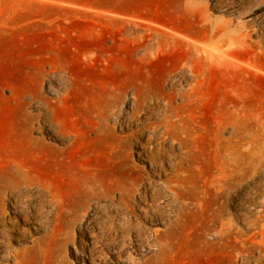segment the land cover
<instances>
[{
    "label": "rangeland",
    "instance_id": "rangeland-1",
    "mask_svg": "<svg viewBox=\"0 0 264 264\" xmlns=\"http://www.w3.org/2000/svg\"><path fill=\"white\" fill-rule=\"evenodd\" d=\"M91 186L138 264L182 207L197 235L157 264H264V3L0 0V264H132L63 219Z\"/></svg>",
    "mask_w": 264,
    "mask_h": 264
},
{
    "label": "bare ground",
    "instance_id": "bare-ground-1",
    "mask_svg": "<svg viewBox=\"0 0 264 264\" xmlns=\"http://www.w3.org/2000/svg\"><path fill=\"white\" fill-rule=\"evenodd\" d=\"M263 3L264 0H253V5L255 6ZM249 7L250 6L245 8V10H247ZM194 48L197 57L199 56L201 50L204 49L203 44L199 41L194 44ZM182 96H183L182 98L185 99L189 98V94L187 93L183 94ZM174 123L175 122L171 120L169 114H167V117L161 121V124H163L166 132L176 131V126H175L176 123L175 124ZM242 151H244L242 152V160H243L246 154L248 153V148L243 147ZM231 152L237 154V149L234 148V150ZM144 154L148 160L147 161L148 164L153 166V164L156 162L155 157L150 154L148 155L147 153ZM236 161H237V157L234 160V163ZM182 171H186V170L182 169ZM169 183H170V179H169ZM219 184L220 181H218L216 178H214L211 182V185L216 186L217 188ZM147 185H149V182L147 183ZM176 185L181 186L182 185L181 181L176 180ZM27 186L28 185L27 183H25V181H16L12 185V187L17 190H19L22 187L25 189ZM146 186L144 185L145 190H146ZM171 191L174 192L176 196L182 197V193L180 191L179 192L176 191L174 187L171 189ZM85 194H87L86 206H84V204L80 206L76 204L78 206L73 205L71 207H64L63 211L65 212V217H63V219L69 221L73 225L79 226V228H84V230H86L88 236L90 237V243L92 245L91 246L92 248L96 247L101 239L105 240L107 244L110 245L115 244L114 253L116 254L118 260L123 259L128 263L138 264L137 258L134 257L131 253L128 252L124 256V250L131 245L132 241L130 238H128L129 241L127 242L124 236L119 234L123 232L125 229H127L128 231H132L133 229H136V225L134 224V222L131 221L132 218H134V216L132 217L123 216L121 218H117L116 220L104 219L103 214L106 212V208L108 207L109 194L103 190L96 189L93 186L88 187V190L86 191ZM143 194H145V192ZM191 194L195 196L196 195L195 190L191 191ZM92 206L94 208L93 214L92 216L87 217L86 214L88 212V208H91ZM12 208H14L13 213L16 215H21L23 220L28 219L31 215H33L32 209L29 208V206L25 205V203L14 201V203H12ZM146 209H147L145 212L146 214H148L149 212L151 214L157 213L156 208H154L153 206H150V208H146ZM185 217H186V210L185 207H182L176 218H174V220L169 221L168 219H166L168 226L165 229L150 230L143 235L149 247L153 246L156 248L155 253L151 257V261L149 264L162 263L168 260L169 251H170L169 249L171 247L172 239L178 238L180 236L185 237V235L190 234L191 230L195 235H197L198 232L197 224L193 222L188 225ZM94 227L98 228V234H91V231ZM112 234L115 236H112ZM138 234L141 233L139 232ZM103 256L105 255H102V257Z\"/></svg>",
    "mask_w": 264,
    "mask_h": 264
}]
</instances>
